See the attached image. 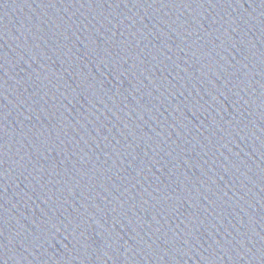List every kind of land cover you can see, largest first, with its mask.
<instances>
[{
	"label": "water",
	"instance_id": "1",
	"mask_svg": "<svg viewBox=\"0 0 264 264\" xmlns=\"http://www.w3.org/2000/svg\"><path fill=\"white\" fill-rule=\"evenodd\" d=\"M0 264H64L1 197Z\"/></svg>",
	"mask_w": 264,
	"mask_h": 264
}]
</instances>
